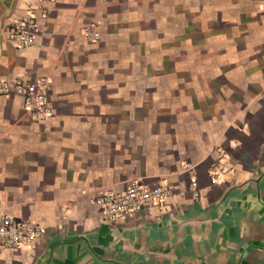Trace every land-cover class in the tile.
<instances>
[{
  "label": "crops",
  "instance_id": "obj_1",
  "mask_svg": "<svg viewBox=\"0 0 264 264\" xmlns=\"http://www.w3.org/2000/svg\"><path fill=\"white\" fill-rule=\"evenodd\" d=\"M35 1L0 0V80L48 77L52 114L0 95V212L42 234L0 264H264V5L46 1L18 49ZM134 176L169 195L106 219L90 198Z\"/></svg>",
  "mask_w": 264,
  "mask_h": 264
},
{
  "label": "built area",
  "instance_id": "obj_2",
  "mask_svg": "<svg viewBox=\"0 0 264 264\" xmlns=\"http://www.w3.org/2000/svg\"><path fill=\"white\" fill-rule=\"evenodd\" d=\"M46 1L54 0H36L27 5L25 15L13 20L10 41L16 48L25 49L35 42V34L39 29L37 13L42 17L47 15L48 8L43 4ZM259 2L264 5V0ZM83 33L86 40L91 43L100 38L95 22L85 25ZM49 83L50 79L46 76L34 80L22 76L2 79L0 95L13 94L21 97L27 115L36 119H46L52 114ZM214 175L215 173L210 172V176ZM189 188L194 196H198L194 183H191ZM169 193L170 186L166 182L148 184L140 176H134L119 190L101 189L90 198V202L98 207L99 212L106 219L113 220L131 217L144 204L159 203ZM41 234L42 228L37 222L0 212V248L13 251L22 245L34 243Z\"/></svg>",
  "mask_w": 264,
  "mask_h": 264
}]
</instances>
